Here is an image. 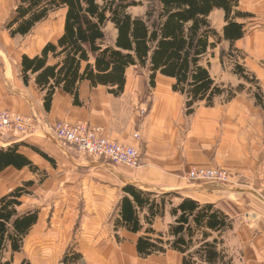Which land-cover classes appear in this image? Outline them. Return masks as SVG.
<instances>
[{"label":"crops","instance_id":"crops-1","mask_svg":"<svg viewBox=\"0 0 264 264\" xmlns=\"http://www.w3.org/2000/svg\"><path fill=\"white\" fill-rule=\"evenodd\" d=\"M16 3L17 0H0V111L37 117L41 125L27 135H1L0 149L25 143L52 157L56 167L31 149L21 147L20 153L39 172L10 167L0 174L2 192L3 187L5 192H12L23 183L36 184L40 172L49 175L35 203L25 206L38 210L39 220L26 237L23 251L13 256L14 264H64V256L71 251L86 264H182L183 256L175 251L146 259L138 256L137 241L148 229L144 221L147 212L141 214L144 228L139 234L126 229L115 231L122 188L128 185L158 195L176 192L200 204H214L233 221V229L225 233L223 245L233 263L264 264V108L258 104L256 94L245 90L231 101L223 95L215 100L213 107L201 102L187 116L186 98L173 92V79L157 75L155 87L151 88L149 73L141 70V74L134 75L137 68L132 67L127 70L121 96L115 97L108 88H94L84 81L79 86L80 105H75L73 96L58 90L50 111L46 112V92L37 87L35 77H31L28 85L24 83L22 58L41 55L44 47L53 41L42 36L31 41H28L30 36H5V20L15 10ZM132 10L139 12L133 14ZM146 11L144 5L131 8L129 13L133 17H145ZM237 11L251 16L236 19L244 27V37L233 43L222 40L203 59L202 65L210 64L213 80L223 89L245 85L235 74V65L243 66L256 77L264 101V0H239ZM59 12L62 35L66 10ZM209 21L223 37L227 26L225 12L214 10ZM108 31L113 36L111 42H115L114 26L109 24ZM235 52L240 55L238 62L230 56ZM144 108L149 112L140 118L139 110ZM60 122L103 128L108 139L141 150L142 167L135 170L103 161L94 165L77 158L74 148L57 141L53 135L52 129ZM135 134L140 135L139 140L134 138ZM92 167L107 169V174L103 172L92 178L98 181V187L119 192H80L78 185L55 189L70 179L57 184L58 179L50 177L52 170L67 177L78 174L89 180ZM193 167L222 168L232 173L233 178L228 185L189 183L186 175ZM181 201L174 198L164 216L156 218L152 226L155 232L168 234L175 221L171 210Z\"/></svg>","mask_w":264,"mask_h":264},{"label":"trees","instance_id":"trees-1","mask_svg":"<svg viewBox=\"0 0 264 264\" xmlns=\"http://www.w3.org/2000/svg\"><path fill=\"white\" fill-rule=\"evenodd\" d=\"M144 5L145 17L129 13L131 8ZM238 6L239 0H17L14 16L3 28L12 38L26 37L53 13L66 10L61 37L48 43L41 55L22 58L24 83L28 85L35 77L37 87L46 92V112L50 111L58 90L73 96L75 105H80L79 86L84 81L94 88H108L115 97L121 96L127 70L134 67L149 73L151 88L155 87L157 75L173 79V92L185 96L186 114L190 116L198 103L213 107L217 98L226 95L227 101H231L245 89L244 85L223 89L213 80L210 64L202 65L222 40L233 43L244 37V27L236 19L251 16L237 11ZM214 10L225 12L227 26L223 37L209 21ZM109 24L117 31L115 42L108 36ZM235 74L256 86L255 97L264 108L256 77L239 64L235 65ZM21 147L31 149L56 167V161L48 154L22 143L0 149V174L10 167L39 172L20 153ZM34 185L32 181L26 182L0 198V264H14L13 256L23 251L26 237L39 220L38 210L25 209L24 199L31 195L27 189ZM122 192L115 231L126 229L139 234L144 228L141 214L147 212L146 235L136 244L140 258L175 251L183 256L182 264H234L223 248L224 235L233 229V221L214 204H200L176 192L158 195L133 185L123 187ZM174 198L182 201L171 210L175 221L168 234L155 232L152 226L156 218L164 216ZM69 256L70 252L64 256V264L79 260L77 254Z\"/></svg>","mask_w":264,"mask_h":264},{"label":"built area","instance_id":"built-area-1","mask_svg":"<svg viewBox=\"0 0 264 264\" xmlns=\"http://www.w3.org/2000/svg\"><path fill=\"white\" fill-rule=\"evenodd\" d=\"M149 110H139V117L145 118ZM41 120L34 116H26L11 111H0V136L4 134L27 135L40 128ZM57 141L64 143L82 156L106 161L116 166L140 169L143 165L141 150L122 144L106 137L105 130L88 123L60 122L52 129ZM136 140L140 139L135 134ZM232 173L222 168H191L186 175L189 183L211 182L223 185L230 184Z\"/></svg>","mask_w":264,"mask_h":264},{"label":"rangeland","instance_id":"rangeland-1","mask_svg":"<svg viewBox=\"0 0 264 264\" xmlns=\"http://www.w3.org/2000/svg\"><path fill=\"white\" fill-rule=\"evenodd\" d=\"M146 6V5H145ZM147 8V7H146ZM138 10V9H137ZM14 11H11V14L8 16V18H6L5 20V24L6 25V22L11 19L13 16H14ZM133 14H135V12H139V11H133ZM62 28H63V24H62V16L60 15V12L57 11L56 13H53L45 22L41 23L40 25H38L28 36H30L28 38V41L30 40H35V39H39L41 36L43 37V39L45 40H51L53 42L57 41L59 36L61 35V32H62ZM5 30V29H4ZM5 36H10L9 32L5 30ZM108 36L111 40H113V36L111 34L110 31H108ZM20 42V41H19ZM23 41H21V44H22ZM240 55L238 53H233L232 54V60L234 62H238L237 59H239ZM138 73V74H141L142 71L140 69H135V72H134V75L135 73ZM131 74V72H130ZM244 82V86H245V89L243 91H252L254 94H256L258 91L256 89V86L255 85H252V84H249L247 82ZM237 87H234L232 89H236ZM74 155L77 156V158H82L84 160H87V161H90V162H94V165L95 162H102V161H99V160H96L94 158H90V157H87V156H82L81 154L75 152L74 150ZM113 165V164H112ZM124 167V166H122ZM93 169H91L92 171H90V179H85L83 177H78V174H73L71 177H67L65 175V173H58L57 171L54 172L51 170V175L50 177L53 179H58L57 184H59L61 182V180L65 179V178H69L70 180L66 182V185H58L55 187L56 188H61V189H70L71 187H73V185H75V188H77V185L79 186L80 188V192H119V190H115V189H102L100 187H98V181H92V178L95 176V175H99L101 173H106L107 174V169H101L99 168L98 170L97 169H94V167H92ZM95 168H98V167H95ZM50 169H52V167H50ZM101 176V175H100ZM105 176V175H104ZM74 177V178H72ZM49 178V175L47 173H39L38 177L36 178V186L32 187V188H29L27 189V192H31V195L25 197L24 199V202H25V206L28 207V206H32L35 201L38 199V196L40 194V192H42V189H41V185L43 182H45L47 179ZM233 178V177H232ZM66 180V179H65ZM61 183H64V181H62ZM4 184V183H2ZM25 183L22 184L21 187H23ZM44 188V187H43ZM3 192L0 191V198L2 196H5L7 195L8 193L10 192H5V187L2 188ZM66 192H69V190H67ZM77 192V191H76ZM121 192V191H120ZM70 193L67 194L68 197H70L69 195ZM76 195H79V193ZM74 255V252H70V256L69 257H73ZM86 264V262L81 258H79V260L77 261H74V262H69V264Z\"/></svg>","mask_w":264,"mask_h":264}]
</instances>
